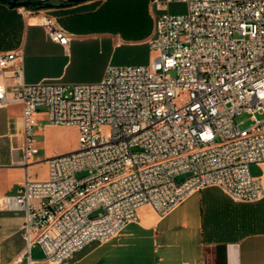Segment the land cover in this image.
I'll list each match as a JSON object with an SVG mask.
<instances>
[{
  "label": "built area",
  "instance_id": "obj_1",
  "mask_svg": "<svg viewBox=\"0 0 264 264\" xmlns=\"http://www.w3.org/2000/svg\"><path fill=\"white\" fill-rule=\"evenodd\" d=\"M181 2L186 12L169 10ZM153 6L160 11L148 38L154 60L110 64L99 81L27 82L23 49L0 53V73L10 79L0 81V105L22 104V163L39 152L40 109L51 125L76 126L79 140L48 159L47 178L27 175L16 193L0 197V210L25 212L27 244L15 262L38 264L31 248L39 243L43 260L72 264L89 243H106L138 222L142 207L163 217L208 186L237 201L264 197L262 178L250 169L264 163V0ZM43 20L52 39L69 44L71 34L54 16ZM242 112L253 120L246 128L236 120Z\"/></svg>",
  "mask_w": 264,
  "mask_h": 264
},
{
  "label": "crops",
  "instance_id": "obj_2",
  "mask_svg": "<svg viewBox=\"0 0 264 264\" xmlns=\"http://www.w3.org/2000/svg\"><path fill=\"white\" fill-rule=\"evenodd\" d=\"M51 8L55 15L46 12ZM51 8L20 15V29L14 17V24L6 21L9 26L3 31L0 6V53L23 49L27 82H94L103 78L110 64L151 63L148 38L154 31L155 14L160 12L153 0H85ZM45 14L54 16L71 34L68 45L50 37L43 23ZM0 81L10 79L0 73ZM59 126L48 123L44 109L35 114L39 152L26 166L22 163V104L11 99L0 105V197L16 193L27 175L34 180L47 178L48 159L76 149L54 150L50 145L45 130ZM253 164L258 169L253 175L264 184V163ZM145 208L130 231L123 232L125 227L106 243H89L74 254L72 264H264V197L237 201L212 185L193 192L163 217L150 206ZM24 218L23 210H0V264H28L27 258L15 262L27 244ZM31 256L38 264H55L43 260L39 243L32 245Z\"/></svg>",
  "mask_w": 264,
  "mask_h": 264
},
{
  "label": "rangeland",
  "instance_id": "obj_3",
  "mask_svg": "<svg viewBox=\"0 0 264 264\" xmlns=\"http://www.w3.org/2000/svg\"><path fill=\"white\" fill-rule=\"evenodd\" d=\"M27 9L33 10V9L29 8L28 6H22V7L17 8V11H18L17 14L19 16L24 15V11ZM171 11L177 12V13L186 12L187 11V4L182 3V2L181 3H175V5H172ZM46 12L55 15L53 13L52 8L47 9ZM155 57H156V52L152 51L150 54V59L153 61ZM171 73L173 74V72H171ZM258 116L262 117L261 114H258ZM236 120H237V122H239V124L241 125L242 128H246L253 123V120L251 119V114H249L247 112H242L241 114H238L236 117ZM105 131H107L106 128H105ZM45 132L48 135L50 145L53 147L54 150H56V149H59V150L67 149V148H71V147L78 148V145H79L78 129L72 125H60L59 127L50 128L48 130H45ZM256 167L257 166L255 164H252V166L250 167L252 174H255L258 172V169ZM83 174H84L83 172L78 173V176H82ZM183 177H184V175L178 176V180H181ZM146 209L147 208H145V206L142 207L139 211V214L140 215L143 214V212ZM134 225H135V223L128 224L126 226V228L123 230V232L130 231ZM124 239H127V238L125 237Z\"/></svg>",
  "mask_w": 264,
  "mask_h": 264
},
{
  "label": "water",
  "instance_id": "obj_4",
  "mask_svg": "<svg viewBox=\"0 0 264 264\" xmlns=\"http://www.w3.org/2000/svg\"><path fill=\"white\" fill-rule=\"evenodd\" d=\"M81 1L85 0H0V2L8 4L10 7L33 6L35 10L65 6L71 4L72 2Z\"/></svg>",
  "mask_w": 264,
  "mask_h": 264
},
{
  "label": "trees",
  "instance_id": "obj_5",
  "mask_svg": "<svg viewBox=\"0 0 264 264\" xmlns=\"http://www.w3.org/2000/svg\"><path fill=\"white\" fill-rule=\"evenodd\" d=\"M78 2H72L71 4H76ZM0 6L2 7V12H1V17H2V30L4 31V29H6V27L8 28V24L6 25L5 22L6 21H10L12 22V24H14V17H17V28L20 29V21H19V15L17 13H15V9L17 7H10L8 4L0 2ZM31 9H35L33 6H28ZM13 27V25H12ZM3 44L6 41L5 40V36H3Z\"/></svg>",
  "mask_w": 264,
  "mask_h": 264
}]
</instances>
